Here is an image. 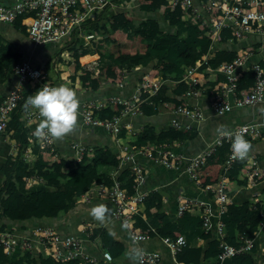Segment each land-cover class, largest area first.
<instances>
[{
    "label": "trees",
    "instance_id": "trees-1",
    "mask_svg": "<svg viewBox=\"0 0 264 264\" xmlns=\"http://www.w3.org/2000/svg\"><path fill=\"white\" fill-rule=\"evenodd\" d=\"M114 1L125 5L130 0ZM134 12L135 17L138 19L137 23L131 18H127L121 10L119 16L121 21L111 22L109 29L111 31L121 30L128 38L137 32L145 46L142 50L136 49L134 52H124L119 55L99 50L97 68L102 70L106 79L117 78L121 70H124L128 75L124 86L107 87L104 90L105 93L100 91L99 95L104 93L128 96L140 77L151 70H154V73L160 79H180L184 68L193 64L204 55L206 56V63H203L201 67L204 68L207 65L211 69L216 68L225 62L231 61L236 56L238 48L249 43L245 41L239 44L231 37L228 29L222 30L219 34V39L212 42L196 21L184 17V12L181 8H170L169 0H142L138 2ZM25 15L26 13L20 14L11 22L4 23L7 26L0 25V84L6 81H14L17 78L13 70L15 62L20 60L16 52L17 41L15 42L11 37L12 32L8 35L7 27L9 25L10 30H14L16 33L29 38L28 34L21 30L23 26L21 17ZM86 21H90L88 27L91 29L97 20L87 18ZM75 41L76 39H73L66 49L70 50ZM229 42L233 44H229ZM257 50L258 48L255 47L254 52ZM74 56L77 59V54ZM88 58L86 56L83 59L86 60ZM30 62L35 65V62ZM253 63L264 67V56L260 58H255L254 55L250 56L246 64L250 65ZM45 65L48 68L51 67V64L47 61ZM77 67L79 66L77 65ZM83 73L85 79H87L86 82H83V86L90 87V94L96 93V86L90 82L92 72L83 70ZM207 74L205 73V75ZM254 75L255 72L250 68L240 71L236 83L237 88H249L254 81ZM41 80L50 81L56 86L59 85L45 75H42ZM217 80H224L221 73H216L215 81L209 80L205 83L207 95L212 93L210 87ZM40 87L41 84L37 81L25 83L22 99L9 113L6 124V132L10 133V137L15 140L19 148L29 144L32 152L37 155H39V148L33 131L39 122H36L34 127H32L33 123L26 125L23 113L27 97ZM182 91V82H178L173 87L162 88L155 94L146 96L141 107L147 108L151 114H154L157 112L158 106L164 101L174 104L179 103V96H181ZM142 97H145V94H142ZM2 98L0 97V100ZM257 104L262 105L264 102L244 106ZM103 112L101 110V112H96V114L110 116L115 111L107 114ZM137 118H134L133 122ZM156 124L154 122H145L133 134H128L126 129L122 128L117 135L123 137L129 145L139 147L147 143L172 145L175 142H185L198 134V129L195 125H192L189 129H181L174 128L168 124H161L160 126H156ZM96 129L104 131L99 126H95L91 130ZM246 139L251 143L250 138L246 137ZM92 147L93 151L90 154L84 153L80 160L73 161L60 157L58 162L51 168L42 167L44 162H41L39 156L33 162L23 160L20 151L15 157L8 156L0 167L3 177L0 183V229L7 227L11 222H22L21 226H24L28 223V220L37 221L38 224L51 225V221H54L56 217L71 213L78 207L76 203L78 197L95 180L109 185L112 183L113 178H117L120 185L128 193H132L133 175L128 165H119L116 151L112 144L110 142L99 143ZM227 150L228 144L224 142L216 148L213 154L206 158L205 165L223 163ZM243 167L244 162L237 160L224 173L236 185L244 186L246 184V176L244 173L241 174ZM36 169L42 170L41 174H39L45 180L58 179L60 181L59 186L55 189L39 191L36 199L30 198L29 201L33 204V209L28 212L27 217L12 218L7 216L5 213L6 209L11 208L14 210L17 207L16 198L19 195V191L16 184L22 182L23 177L29 171H35ZM180 188V186L176 185L170 191L167 189L170 193L169 199L173 201L171 207L163 200V191H165L163 188H149L143 198L140 210L134 214L136 226L141 229H151L149 232L150 237L140 242L145 243L142 247L144 249H159L161 260L158 264H174L168 249L163 245L160 237H173L177 233L182 234L186 240V245L175 254V260L181 264H258L259 260L263 258L258 242H256L251 251L226 257L220 261L217 257L221 249L219 246L220 240L215 236L213 228L207 231L202 228L200 207L191 206L182 215L175 216V198ZM255 189H257V186H254L253 189L243 188L241 190V193H243L242 198L226 204L225 210L220 215L224 223L225 234L222 238L224 242L232 245L240 244L241 236H252L258 229L259 222L264 220V212L259 207H254L251 202ZM171 193H173L172 196ZM107 215H110V207ZM115 227H117V232L108 225L96 224L92 229V235L97 238L99 247L102 250H107L112 256V260L107 264H119L121 258L126 253L130 255L131 252V244L125 235L124 229L119 225V222ZM199 239L203 240L201 244L198 243ZM8 259L9 256L0 247V264H92L81 262L77 258L58 262L48 256H35L29 250H23L14 261Z\"/></svg>",
    "mask_w": 264,
    "mask_h": 264
},
{
    "label": "built area",
    "instance_id": "built-area-1",
    "mask_svg": "<svg viewBox=\"0 0 264 264\" xmlns=\"http://www.w3.org/2000/svg\"><path fill=\"white\" fill-rule=\"evenodd\" d=\"M169 4L170 8H181L186 19L196 21L212 42L219 39V34L224 29H228L231 37L236 41L247 39L251 34L264 36V0H169ZM115 5L114 0H14L8 3H0V22H11L18 15L26 13L25 16L21 17V23L25 26V31L34 44L62 42L69 39L75 32L79 35L82 34V26L87 18H94L104 8ZM26 19L28 21H25ZM91 36L92 34H85L86 38ZM251 53L250 48H242L231 61L213 69L207 65L204 68L201 67L203 63H206L205 55L193 64L186 66L180 79L173 78L176 84L178 82L184 84L181 92L182 100L190 96H197L200 93L198 87L200 76L207 70H211L215 73H221L224 77L223 81H219L214 86L215 91L211 98L210 106L215 114H224L233 107L264 102V67L257 63L246 64ZM88 68L92 69L93 64L89 63ZM248 68L255 72L254 81L249 88L238 89L236 83L240 71ZM13 70L17 81L0 100V133L6 129L9 113L22 99L26 82L37 81L40 82L41 87L46 83L50 86H56L50 81H42L43 70L39 66L32 65L28 59H20L15 62ZM123 72L126 74L124 70ZM123 78L116 82V86L122 87L124 85ZM164 81L157 74L149 71L140 77L128 96L109 95L105 97V100H88L81 103L79 106L81 124L89 128L99 126L107 134L117 138V134L122 128L131 130V125L127 119L143 112L144 108L141 107V104L146 96L153 95L162 89ZM142 94H145V97H142ZM182 100L174 105L172 113L185 116L190 121L184 122L174 116L170 119L169 125L174 128L189 129L192 125L196 126V122L203 118V113L197 105ZM108 104L116 107L114 113L110 116L96 114ZM23 119L25 124L29 125L42 118L39 116L38 110L29 107L24 110ZM262 127H264V121H250L237 124L228 130L240 131L245 137L254 139L260 135ZM35 140L39 149L52 148L54 144V139L51 138L43 142L36 137ZM224 142L228 144L225 160L222 163V168L225 171L237 160L231 158V139L227 136H220L218 133L205 148L193 154L175 151L171 145L166 143H147L151 147L146 153L153 159V162L166 168L181 169L190 178L198 182V171L205 164L206 158ZM70 146L75 150L76 160H80L84 153L93 151L92 147L79 141L71 142ZM30 151V148L26 146L21 152V158L28 161ZM15 155L12 153L9 156L15 157ZM116 158L119 164L131 159L130 146L123 145L120 153L116 154ZM243 162V173L246 176L247 185H255L264 178V170L252 151ZM128 168L133 175L132 193H128L120 185L119 180L113 178L109 185L103 182L92 183L79 197L83 201H88L90 196L106 199L110 204V217L120 223L131 242H138L148 239L151 230L136 226L134 216L140 210L143 198L147 194L146 190L141 189L146 178V171L142 163L136 161L130 162ZM41 178L42 176L38 172L29 171L23 179L35 181ZM225 185L224 176H221L213 184L206 183L203 185V188L214 196L215 209L213 210L209 201L179 192L176 196L175 216L182 215L191 206L200 207L202 228L204 231L213 228L220 240L221 249L217 255L220 261L226 257L251 251L256 244L257 237L261 234L263 241L260 251L264 253V220L259 222V227L252 236H241L240 244L232 245L223 241L224 223L220 215L225 210L226 204L232 201L225 191ZM88 191L90 194H87ZM160 240L168 249L175 264H181L175 260V254L186 245L185 237L177 233L173 237L162 236ZM0 247L11 259L17 258L23 250H29L33 254V250L36 248L43 257L48 256L58 262L77 258L81 262L107 264L112 260V256L107 250L92 253L86 249L82 237L74 234L63 235L53 225L49 224L36 223L30 229L29 234L17 231L13 225L4 227L0 229ZM141 250V255L136 260L137 264H158L160 262L161 252L159 249L142 248Z\"/></svg>",
    "mask_w": 264,
    "mask_h": 264
},
{
    "label": "crops",
    "instance_id": "crops-1",
    "mask_svg": "<svg viewBox=\"0 0 264 264\" xmlns=\"http://www.w3.org/2000/svg\"><path fill=\"white\" fill-rule=\"evenodd\" d=\"M14 0H0V3H8ZM142 0H130L124 4L116 3L114 7H106L104 8L96 17V23L94 27L89 29V22L85 21L82 28V34H77L76 32L71 35L69 39L63 40L62 42H47L45 44L36 45L34 44L28 37H24L20 35V33H16L14 30L9 29V25L7 27L8 35L12 32V38L16 42V52L18 59H28L29 61L35 62L36 66H39L43 70V75L48 76L51 80L56 82L57 84H65L67 86L72 87L78 95L79 99V106L81 103L88 101V100H105L106 96L111 94H104V90L107 87H115L116 82L119 81L122 77H124V83L128 79L127 74H123V70L119 72V75L115 79H106L102 73V70L97 68V62L99 57V50H103L104 52L113 53L115 55H119L120 53L124 52H134L137 50H142L145 44L140 39V46L136 48H129L127 50L121 51L119 54L112 50L111 42L113 39H109L108 31L110 30L107 28L108 25L103 23V20L106 21L103 17L107 16V13L114 11L116 9L122 12L128 17L134 20L137 23V18L135 17V7L137 6L138 2ZM117 10V11H118ZM129 12V14L127 13ZM120 16V14H119ZM92 19V18H91ZM6 22H0V25L7 26L4 24ZM88 23V25H86ZM22 24V23H21ZM23 25V24H22ZM96 26H106L103 30H101L99 39L96 38L98 35V30H96ZM23 32L25 31V26L21 27ZM111 31V30H110ZM117 31V30H116ZM123 32V31H122ZM27 33V32H26ZM92 34L91 37L86 38L85 34ZM125 34V33H124ZM76 39L74 45H72L71 49H66L69 43ZM98 39V40H97ZM102 39V40H101ZM250 40V41H248ZM109 42L111 44L108 50L105 49L103 42ZM249 42L248 44L244 45L243 47L238 48L237 52H239L242 48H250L252 53L250 56H255V58H260L264 56V36L258 34H251L247 39L238 40L239 44L243 42ZM229 44H233L229 42ZM100 47V48H99ZM258 48L257 51L254 52V48ZM117 49V48H115ZM85 50V51H84ZM257 52V53H256ZM75 54H77V59H75ZM88 56L89 58L84 60L83 58ZM46 61L51 64V67H46ZM93 64V68L89 69L88 65ZM66 64V65H64ZM79 66L76 68V66ZM83 70H89L92 72L90 76V82L92 85L96 86V93L90 94L89 90L90 87H84L83 82H86L87 79L84 77ZM99 72V78L96 77V74ZM154 73V70H151ZM205 73H208L205 75ZM163 82L164 87L163 89L169 87L176 86L177 84L174 82L173 79H164ZM209 80L215 81L216 80V73L215 71L207 70L200 76V93L197 96H190L186 99L182 100V97L179 96L180 101L187 102L190 104L197 105L202 113L203 118L196 122V127L198 129V134L196 137L189 139L185 142H175L171 145L172 149L178 152H182L185 154H193L205 148L207 144L214 138L217 134V127L220 125L225 126L227 129L233 128L237 124L245 123V122H260L264 121V104H257V105H250V106H241V107H233L229 111L225 112L224 114L217 115L215 114L210 106L211 98L214 94V86L221 80H217L211 87L212 93L207 95L206 93V85L205 83ZM17 81H6L3 84H0V97H4V95L8 92L9 88L13 86ZM124 86V85H123ZM184 84H182V87ZM103 91L104 93L99 95V92ZM174 103L164 101L158 106V110L156 113L151 114L147 108L143 109L141 114H136L134 116L129 117L127 120L131 125V130L126 132L128 134H133L138 131L145 122H154L157 123L156 126H160L161 124H168L170 119L176 116L178 119L184 122L190 121L189 118L181 115H174L172 113ZM116 110L114 105L108 104L103 107V111L107 114L109 112H113ZM101 112V111H100ZM103 112V113H104ZM104 113V114H105ZM137 118L136 121L133 122L134 118ZM34 121L33 126H36V122ZM136 122V123H135ZM31 124V123H30ZM92 128L86 127L81 124L80 117L78 116V124L76 128L68 135H66L63 139L54 140V144L52 148H45V149H38V154L32 152L30 145H24L19 148V145L15 142L13 138L10 137V133L5 131L0 135V167L3 161L12 153L17 154L18 151L21 152L24 150L26 146L30 148V156L28 158V162L35 161L37 156L41 158V162H44L42 167L44 168H51L55 165L60 157H64L68 160H76L75 159V150L70 146L71 142L79 141L80 143L86 146H94L95 144L99 143H106L110 142L116 151V154H119L123 145L130 146V151L132 153V158L125 162H120L119 165H128L132 161H136L142 163L144 166V170L146 171V178L141 185V189L148 190L156 189V188H163L165 191L163 195L164 202H167L168 206L171 207L173 201L169 199L170 189H173L176 185L180 186L181 188L178 190L177 195L179 192H183L187 196H197L200 199H204L209 201L211 209H215V202L214 196L206 191L203 188V185L206 183H215L221 176H224L226 185L225 191L233 200L240 199L243 196L241 190L243 188H250L253 189L254 186H257V189L254 190L253 195L251 197V202L254 206L259 207L264 212V178L259 180L255 185H236L235 182H232L228 179L225 175L223 170L222 163H212L208 165H203L200 170L198 171V182L190 178L184 171L181 169L175 168H166L165 166L153 162V159L147 155V151L150 149V145L146 144L139 148H134L129 145L123 137L117 136L114 137L112 135L107 134L105 131L101 129L91 130ZM252 145V152L256 155L257 159L261 167L264 170V127L260 129V135L257 138L250 139ZM18 147V150L16 148ZM15 147V149H14ZM93 148V147H92ZM17 152V153H16ZM90 154V153H87ZM36 169L35 172L40 173L42 170ZM41 174V173H40ZM243 174V171L241 172ZM2 174L0 172V183L2 182ZM24 178V177H23ZM100 181H93V183H98ZM60 181L58 179H48L45 180L43 178L37 179L35 181H27L23 179L22 182L16 184V187L19 191V195L17 196V207L12 210L11 208L6 209L5 213L7 216L12 218H25L28 216V212L33 209V204L29 201L30 198L36 199L37 193L41 190H48V189H55L59 186ZM184 188V189H183ZM185 190V191H184ZM249 191V190H248ZM90 194V191L87 192ZM173 193H171L172 196ZM173 198V197H172ZM176 200V198H175ZM76 203L78 207L74 209L71 213L59 215L56 217L54 221H51V225L61 234H74L79 235L82 237L85 247L88 251L92 253H98L102 250L99 247V242L95 236L92 235V229L96 224L99 225H108L111 226L117 232L118 221L111 218L110 215L106 216L104 222H101L97 219H94L89 214V209L97 204H104L110 207L109 202L104 198L98 197H91L88 201H83L80 197H78ZM176 206V205H175ZM213 218V217H212ZM1 222V221H0ZM10 223V222H9ZM26 223V222H25ZM37 223L34 220H28V223L24 226L22 222H11L8 225L15 226L17 231L21 233H30V229L32 226ZM120 225V223H119ZM125 235L128 237L126 231L124 230ZM215 233V231H214ZM216 236V233H215ZM129 239V237H128ZM263 241V235H259L256 239L258 242V247L260 248L261 243ZM203 242L202 239H199L198 243L201 244ZM130 249L132 250L134 247H142L145 245L144 242H131L129 239ZM33 255H42V253L37 252V249L34 248ZM263 258L259 260L258 264H264V253ZM20 255V254H19ZM18 255V256H19ZM17 256V257H18ZM16 258H9L8 260L14 261ZM173 261V260H172ZM174 262V261H173ZM119 264H137V261L133 260L128 253L121 258V262ZM175 264V262H174Z\"/></svg>",
    "mask_w": 264,
    "mask_h": 264
},
{
    "label": "clouds",
    "instance_id": "clouds-1",
    "mask_svg": "<svg viewBox=\"0 0 264 264\" xmlns=\"http://www.w3.org/2000/svg\"><path fill=\"white\" fill-rule=\"evenodd\" d=\"M29 107L38 110L39 116L42 118L33 131V135L41 142L49 138L63 139L78 124V95L72 87L65 84L58 86L44 84L27 97L25 109ZM217 133L231 139V158L233 160L244 161L247 159L252 150V145L242 132H233L220 125L217 127ZM108 212L109 209L104 204H97L89 209V214L101 222L105 221ZM133 240L135 241V238ZM141 251L138 246L131 250L130 255L134 261L140 257Z\"/></svg>",
    "mask_w": 264,
    "mask_h": 264
},
{
    "label": "rangeland",
    "instance_id": "rangeland-1",
    "mask_svg": "<svg viewBox=\"0 0 264 264\" xmlns=\"http://www.w3.org/2000/svg\"><path fill=\"white\" fill-rule=\"evenodd\" d=\"M118 9L114 10V11H111L109 13H107V16L103 17L106 21L103 20V23L108 25L107 28H110V23L111 22H115V21H121L120 17H119V10L117 11ZM129 14V12H127ZM125 15V14H124ZM130 15V14H129ZM126 16V15H125ZM127 17V16H126ZM128 18V17H127ZM96 30H98V35L96 36V38H100L102 37V35H100L101 33V30H103L106 26H96ZM109 33L108 37L109 39H113V41L111 42L112 44V50L114 52H116L117 54H119L121 51H124V50H127V49H133V48H136L138 46H140V35L136 32V33H133L131 37H126L124 32H122L121 30H117V31H110V30H107ZM97 39V40H98ZM102 40V39H101ZM103 44L106 43L104 41H102ZM109 42H107L106 44H104V47L105 49H111L110 45L111 44ZM117 48V49H115ZM66 65V64H64ZM96 77L99 78V72L98 74H96Z\"/></svg>",
    "mask_w": 264,
    "mask_h": 264
},
{
    "label": "bare ground",
    "instance_id": "bare-ground-1",
    "mask_svg": "<svg viewBox=\"0 0 264 264\" xmlns=\"http://www.w3.org/2000/svg\"><path fill=\"white\" fill-rule=\"evenodd\" d=\"M25 21H28V19H26Z\"/></svg>",
    "mask_w": 264,
    "mask_h": 264
}]
</instances>
